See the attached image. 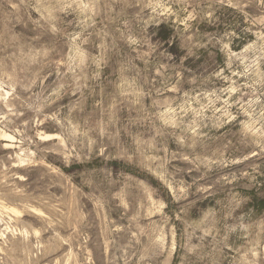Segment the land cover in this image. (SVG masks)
Masks as SVG:
<instances>
[{
    "label": "rangeland",
    "instance_id": "rangeland-1",
    "mask_svg": "<svg viewBox=\"0 0 264 264\" xmlns=\"http://www.w3.org/2000/svg\"><path fill=\"white\" fill-rule=\"evenodd\" d=\"M0 264H264V0H0Z\"/></svg>",
    "mask_w": 264,
    "mask_h": 264
}]
</instances>
